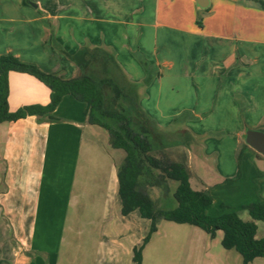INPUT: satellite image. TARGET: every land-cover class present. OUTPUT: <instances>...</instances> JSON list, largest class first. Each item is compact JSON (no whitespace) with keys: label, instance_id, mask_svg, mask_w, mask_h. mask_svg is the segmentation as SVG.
<instances>
[{"label":"crops","instance_id":"0c3cea01","mask_svg":"<svg viewBox=\"0 0 264 264\" xmlns=\"http://www.w3.org/2000/svg\"><path fill=\"white\" fill-rule=\"evenodd\" d=\"M95 49L113 55L138 86L139 104L160 133L188 138L182 162L193 189L210 191L208 214L264 204V171L255 161L264 156L245 142L247 130H264L260 4L211 0L201 10L193 0H0V57L12 54L73 79L85 51ZM140 59L148 62L147 72ZM9 89L12 112L51 102L50 89L30 74L11 71ZM52 115L56 120L34 115L0 124V264H58L71 207L79 201L80 208L89 193L97 192L106 239L118 227L110 202L115 217L148 220L139 211L122 215L118 170L126 154L109 139L112 152L93 143L105 134L88 122L86 104L66 95ZM157 191L166 203L168 194ZM116 242L99 244L101 259L119 258ZM141 244H130L133 262Z\"/></svg>","mask_w":264,"mask_h":264},{"label":"trees","instance_id":"16d2710c","mask_svg":"<svg viewBox=\"0 0 264 264\" xmlns=\"http://www.w3.org/2000/svg\"><path fill=\"white\" fill-rule=\"evenodd\" d=\"M264 8V0H255ZM207 10V9H206ZM198 25L202 27L201 19ZM81 73L73 79L45 73L36 65L22 62L12 54L0 57V124L15 122L28 116L52 113L66 95L86 104V116L91 125L98 126L109 135L114 149H121L126 156L118 170L119 196L122 215L139 211L143 219L151 221L150 231L139 247L134 249V262L142 264V252L161 220L187 224L202 229L212 238L223 232L222 246L235 250L242 256L243 264L264 258V238H257L256 221L264 222V204L252 203L244 206L251 217L244 221L239 212L214 216L207 208L214 199L209 190H195L191 186V171L182 161L171 159L160 147V132L156 124L142 110L139 89L127 79L117 65L113 55L105 50H86ZM146 72L149 64L140 59ZM11 71L34 76L51 91V102L47 106L31 105L15 112L9 108V73ZM124 83H123V82ZM146 82H149L148 80ZM158 145V149L155 146ZM245 147H248L245 144ZM163 148V147H162ZM165 149V148H164ZM161 150V155L153 152ZM170 182H176L173 192L176 207L160 209L150 195L149 189L159 188L168 193Z\"/></svg>","mask_w":264,"mask_h":264},{"label":"rangeland","instance_id":"374dc122","mask_svg":"<svg viewBox=\"0 0 264 264\" xmlns=\"http://www.w3.org/2000/svg\"><path fill=\"white\" fill-rule=\"evenodd\" d=\"M122 79L123 81L128 80L126 76ZM178 133H173L169 129L164 130L160 133L159 145L161 150L171 159L182 161L185 159V149L182 146L188 142V138L185 134ZM104 134L105 136L101 137V142L94 140L93 143L99 147L105 145L112 152L108 145L109 135L105 130ZM204 139V137H200L197 141ZM88 141H92L91 136L88 137ZM197 141L194 140L193 145H198ZM102 148L104 149V146ZM155 149H158V145L155 146ZM160 151L156 150L153 154L161 155L162 152L160 153ZM101 152L103 153L102 157H105L106 160L108 158L107 152L105 150H101ZM255 161L264 171V159L263 161L255 159ZM196 172L198 176L203 177L201 170H196ZM262 179L264 180V177ZM176 186V182H170L166 203L157 196L159 188H151V195L158 208L165 210L176 207L177 203L173 199ZM79 188L78 185L77 196L80 192ZM95 196H97V192L95 194L89 193L86 200H81L80 208L77 205L79 201L71 207L69 228L65 233L64 246L61 249L58 264H136L131 257H128L127 251L130 244L139 245L143 242L150 231L151 221L143 220L136 223L128 219L122 220L120 212L118 217H115L116 205L114 202H110L112 221L117 222L118 227L109 239H106L104 238L106 224L99 214V203L96 204ZM240 217L244 221L251 220L247 211L240 212ZM255 223L257 225L256 237L264 238V222L256 221ZM158 228L159 232L153 235L145 250L143 264H243L242 256L239 253L235 250H226L222 246V231H218L216 237L212 238L198 227L165 220L159 222ZM106 240L109 244L110 242H119L118 249L114 248V251L120 255L119 258L114 257L113 260L107 262L101 259L100 253L103 250H97V247ZM251 264H264V258L256 259Z\"/></svg>","mask_w":264,"mask_h":264},{"label":"water","instance_id":"95a60500","mask_svg":"<svg viewBox=\"0 0 264 264\" xmlns=\"http://www.w3.org/2000/svg\"><path fill=\"white\" fill-rule=\"evenodd\" d=\"M199 9L206 10L211 0H193ZM245 142L256 152L264 156V130L249 129L245 134Z\"/></svg>","mask_w":264,"mask_h":264}]
</instances>
